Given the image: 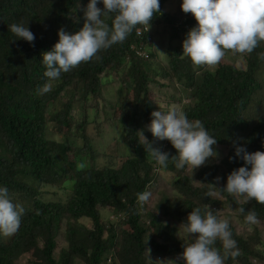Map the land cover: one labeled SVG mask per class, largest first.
I'll list each match as a JSON object with an SVG mask.
<instances>
[{"label":"trees","instance_id":"obj_1","mask_svg":"<svg viewBox=\"0 0 264 264\" xmlns=\"http://www.w3.org/2000/svg\"><path fill=\"white\" fill-rule=\"evenodd\" d=\"M169 1L160 0V13L147 27L171 29L170 42L180 41L196 27V21L190 13L185 20L167 13ZM89 3L90 0H0V187H6L13 203L24 209L18 231L10 236L0 234V264H105L113 254L120 264H153L148 261L147 246L157 255H181L187 243L179 239L176 229L162 223L148 209V203L141 207L137 194L152 191L157 170L171 173L176 195L159 198L156 209L179 223L187 222L197 207L202 212L210 208L224 219L218 210L220 200L205 195L207 184L217 186L219 177L223 184L217 188L222 190L228 175L246 166L235 156L237 146L248 153L264 152V100L257 97L261 89L258 76L264 67L259 53L264 52V43L245 55L244 69L221 64L216 70H202L200 74L192 68L189 58L181 57L179 46L170 48L171 69L182 99L170 102L168 108L180 106L190 121H202L217 140L213 147L218 156L190 173H185L187 166L175 167L171 157L177 152L169 141L159 146L151 132L143 129L144 122L151 123L154 111L147 96L154 82L149 74L151 60L138 53V48L152 46L154 36L150 31L138 32L146 26L138 25L122 43L101 50L99 58L49 81L44 75L47 69L43 53L51 51L59 41L61 28L68 34L83 28L84 10ZM97 7L103 10L102 0ZM113 18L114 14L103 17L109 26ZM20 22L34 34L33 44L18 40L9 31L11 24ZM114 74L124 77L123 88L117 91L118 102L110 109L118 128L117 152L124 155L119 166L101 167L96 163L88 129L107 122L110 115L104 112V119L98 120V115L97 121H88V117L79 121L73 114L75 101L62 100L72 88L80 94L82 107L88 109V96L95 95L97 99L101 90L114 81ZM162 76L170 75L164 72ZM46 83H51V90L41 94L39 89ZM124 90L126 97H122ZM51 122L63 134L61 142L49 136ZM140 131L153 147L170 154L167 168L147 155ZM75 135L78 139L71 140ZM78 140L83 146H78ZM45 187L67 194L65 201L44 200L41 190ZM220 193L235 205L243 226L249 225L245 222L249 210L256 212L264 226V205L255 200L245 203L243 198L237 203L227 192ZM241 207L244 213L239 211ZM99 209L124 217L120 223L127 224L128 230L103 221ZM85 218L92 220L91 228L80 222ZM228 222L239 255L229 256L224 264H257L264 258L260 235L255 232L243 237ZM214 246L223 255L221 242Z\"/></svg>","mask_w":264,"mask_h":264},{"label":"clouds","instance_id":"obj_2","mask_svg":"<svg viewBox=\"0 0 264 264\" xmlns=\"http://www.w3.org/2000/svg\"><path fill=\"white\" fill-rule=\"evenodd\" d=\"M98 2L100 0H90L84 10L85 23L80 31L68 34L61 28L59 41L51 51L43 53L42 62L47 69L44 75L49 81L59 79L62 72L67 73L81 63L99 58L101 50L122 43L138 25L146 26L138 30L139 34L149 31L147 26L160 13V0H102L103 10L97 7ZM181 8L197 21V26L187 33L183 41L181 56L189 58L194 66L213 67L229 52L234 56L251 54L264 43V0H183ZM111 14H114V18L109 26L103 17ZM9 31L18 40L30 44L35 40L34 34L23 22L11 24ZM138 49L142 57L151 59L147 47ZM259 59L264 60V52L259 53ZM50 90L51 83H46L39 92L43 94ZM151 116L147 130L156 140H166L165 145L168 141L171 143L177 152L171 157L177 169L187 166L194 172L204 166L209 158L218 156L213 147L217 140L209 134L202 121H190L180 106L171 105L167 112L154 111ZM139 134L151 160L167 168L170 154L153 147L143 131ZM235 156L242 159L246 166L233 170L227 177L226 188L222 190L217 189L215 184H207L209 190L205 195L217 197L220 191H225L237 203H241L243 198L245 203L255 200L264 205V152L248 153L244 147L237 146ZM219 180L218 177L217 182ZM193 183L200 182L193 180ZM152 195L147 190L138 193V204L143 207ZM239 211L244 213L245 209L241 207ZM23 212V207L11 200L8 189L0 187V234L10 236L16 233ZM245 222L259 223L254 210L247 212ZM180 230L191 240L183 245V253L176 260H156L152 261L153 264H177V261H183V264H224L229 256L235 258L239 255L229 222L218 218L210 208L203 212L199 207L193 209L187 222L180 225ZM217 241L222 244L223 255L214 246ZM147 251L150 253L151 250Z\"/></svg>","mask_w":264,"mask_h":264},{"label":"rangeland","instance_id":"obj_3","mask_svg":"<svg viewBox=\"0 0 264 264\" xmlns=\"http://www.w3.org/2000/svg\"><path fill=\"white\" fill-rule=\"evenodd\" d=\"M183 0H170L166 6L165 11L167 13H170L172 15H177L179 19L185 20L186 17H188L187 14H185L182 11L181 5ZM192 14H190L191 16ZM194 18V16L192 15ZM195 19V18H194ZM196 21V20H195ZM197 26V21H196ZM171 29L168 28H151L149 29L152 36H154L152 40V46L147 47V49L151 52V62H150V71L149 74L154 77V82L150 83L149 85V92L147 94L149 102H151V107L154 109V111H168V106L170 102L178 101L180 98V92H179V85L174 77V73L171 69V59L172 57L169 55V52L171 51V47L179 46L180 52L183 55V41L186 39L185 37H181L180 41H174L170 42V31ZM173 43V46L171 45ZM163 53V54H162ZM187 58V57H182ZM190 64L193 69H196L195 71L200 74L202 70H216L221 64H228V65H234L240 69H244L247 64V59L245 55H232L230 52L226 54V56L223 58V60L213 67L208 66H194L190 60ZM169 72V77L165 78L162 76V73ZM196 73V74H197ZM112 76V74L108 75ZM124 77L113 75V80L110 82L105 88L101 90V95L97 98L95 95L88 96V109H84L82 107V103H80V94L76 92L74 89H69V94L67 98L63 96L62 101H67L70 99H73L75 101L76 108L73 111V114L75 115V118L77 120H82L84 118H87L88 121H97L99 118L104 119L105 116H103V113L105 112L108 115H110V119L103 124H99L98 127H95V124L93 125V128L90 127L88 129V134L92 137V145H93V151L96 156V163L101 166H109L115 165L119 166L121 163L120 157H123L124 154H121V156L118 154L117 149L119 148L120 142L117 140V123L113 121L112 118H114V113L112 110V105L116 104L118 102V95L117 91H119L121 88H123V82ZM122 84H121V82ZM258 80L261 84V89L258 94V98L261 100H264V67L262 68ZM74 84L72 85V87ZM122 97L127 96V92L125 90L122 92ZM101 99V100H100ZM84 101V100H82ZM188 103V100L185 99ZM84 103V102H83ZM60 104L56 105V108H59ZM55 110V108L53 109ZM98 110V112L96 111ZM52 111V109H50ZM153 111V112H154ZM117 116V115H116ZM152 120V118H151ZM147 121L144 122L143 129L146 132L147 131ZM56 123L51 122L50 123V130H49V136L53 138L54 140L61 142L63 140V134L56 128ZM150 125V124H149ZM74 135V133H73ZM78 139L75 136L71 138V140ZM166 140L160 141L158 140L159 146H164ZM78 146H83L82 141H77ZM191 169L187 167L185 173H190ZM174 177L171 173H164L160 170H157V180L154 183V186L152 188L151 193L153 194L150 198V201L148 202V209H151L156 215H158V218L161 220V222L170 225L172 228L176 229L177 236L180 240H182L184 243H189L190 238L185 234L182 230L179 231L180 225L182 223H179L178 221H175L174 218H169L166 216L162 211H159L155 208L156 204L160 201L159 198L162 196H171L176 195L173 189L172 185V178ZM196 185H200L199 183H195ZM222 182H218V185H222ZM227 185V181H226ZM218 189V188H217ZM56 190H51L50 188H45L44 190H41V194L43 196V199L46 201H58L62 200L65 201V195L62 192H55ZM44 192V193H43ZM231 196V195H230ZM232 197V196H231ZM218 200H220V204L218 206L219 214L222 218L226 219L227 221H230L233 223L234 227L237 229V232L242 235L243 237H248L255 232H257L260 236V239L264 242V226L261 223L257 224H249L247 226H243L236 214V207L232 202H229L226 197L222 193H219L217 197ZM102 215L103 221H110L111 223H115L118 229L128 230V225L123 223L121 224L125 218L121 216H117L116 214H112L109 211H106V209H99ZM81 223L86 225L88 228H91L93 226V222L91 219H82L80 220ZM121 237V236H120ZM60 245H62L61 240L59 241ZM118 246L116 248V251L118 250ZM263 249L264 253V247H260ZM150 249L147 246V250ZM151 250V249H150ZM113 254L112 256H109V260L105 264H120L118 258L116 259ZM180 255H173L169 257L157 255L150 251V253L147 251V257L148 261H156V260H176L177 257ZM26 257H29L27 255ZM113 257V259H112ZM30 258V257H29ZM183 263V261H177V264ZM76 264H80L79 261L76 262ZM257 264H264V258L257 261Z\"/></svg>","mask_w":264,"mask_h":264}]
</instances>
